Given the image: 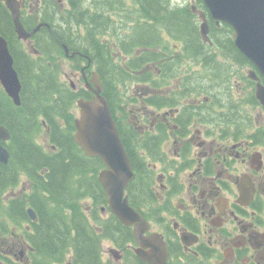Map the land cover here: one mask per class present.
<instances>
[{"label":"flooded vegetation","instance_id":"obj_1","mask_svg":"<svg viewBox=\"0 0 264 264\" xmlns=\"http://www.w3.org/2000/svg\"><path fill=\"white\" fill-rule=\"evenodd\" d=\"M57 1L63 0H21L22 15H38L45 6L57 9ZM194 3L206 13L209 40L199 28L200 46L174 41L167 29L159 56L150 58L147 74L138 73L140 81L135 78L131 84L119 82L118 70L113 80L107 77L88 54L73 55L80 50L68 47L67 54L62 42L75 63L71 75L77 81L64 82L78 94L74 128L78 100L96 98L91 87L97 73L134 170L125 195L146 222L139 221L145 234L138 238L137 222L125 223L107 199L96 205V195H90L81 214L107 233L95 264H264V104L258 96L264 76L253 62L238 56L242 52L234 29L216 20L203 0L176 4L190 5L200 27ZM36 33L22 42L26 54L39 53ZM253 70L256 78L250 75ZM4 94L16 105L0 82L2 107ZM26 226L32 230L31 222ZM69 252L65 264H86ZM37 254L24 233L12 237L11 245L0 241V264L10 259L35 264Z\"/></svg>","mask_w":264,"mask_h":264},{"label":"trees","instance_id":"obj_2","mask_svg":"<svg viewBox=\"0 0 264 264\" xmlns=\"http://www.w3.org/2000/svg\"><path fill=\"white\" fill-rule=\"evenodd\" d=\"M67 2L69 8L64 16L56 8L45 6L38 15L26 12L22 17L29 30L40 20L49 22L54 32L43 27L33 36L39 50L38 55L33 56L26 54L11 12L0 0V33L9 41L22 82L21 105H14L4 94L5 107H0V123L8 126L12 133L7 144L11 159L0 173V203L2 191L18 183L21 171L33 172L29 174L32 188L21 197L10 199L6 206L0 204V226L3 227L1 219H6V232L9 233L11 224L30 219L29 206L36 209L38 221L30 219L35 233L29 231L26 234L45 260H37L35 264L63 260L69 251L86 264H95L107 236V233L91 228L84 217L78 215V204L87 195H96V205L104 201L103 187L98 179L104 164L98 157L87 156L75 141L74 103L78 94L60 80L61 70L53 63L57 55L65 54L62 42L70 49L91 56L112 80L114 71L118 70L121 84H131L138 78V73L147 74L145 65L150 58H157L160 49L164 48L166 40L162 35L167 29L174 41H192L199 46L202 43L200 27L189 5L171 4L170 0ZM126 23L134 25L127 30V34L133 35H122ZM73 28L81 30L82 37L75 38ZM222 41L229 43L231 50H237L231 39ZM120 50L127 56V59L123 57L124 65L114 56ZM238 56L247 59L242 53ZM45 127L50 139L49 148L37 141ZM43 169H46L44 174Z\"/></svg>","mask_w":264,"mask_h":264},{"label":"water","instance_id":"obj_3","mask_svg":"<svg viewBox=\"0 0 264 264\" xmlns=\"http://www.w3.org/2000/svg\"><path fill=\"white\" fill-rule=\"evenodd\" d=\"M9 8L19 39L28 40L43 26L52 29L48 22L39 23L34 29L28 30L22 22V9L20 0H2ZM213 17L227 22L235 31V44L243 55L257 67L264 76V0H204ZM201 32L208 38L209 26L205 13ZM67 54L68 45L65 44ZM76 53H82L74 51ZM84 54V53H83ZM91 58L89 57V63ZM257 72H250L255 78ZM94 73L95 87H91L96 94L93 100L80 98V116L76 119L75 139L89 156L102 159L106 168L99 173V180L104 187L112 211L125 223H136L135 233L139 238L145 232L139 221L145 220L133 208L127 197H124L129 182L134 177L131 158L122 142L119 128L115 122L107 98L101 94L103 83ZM0 82L5 91L17 105L21 104L22 82L18 70L14 66V56L11 53L8 39L0 34ZM91 86V85H90ZM258 96L264 104V86L258 84ZM11 138L7 126L0 124V162L7 164L10 159L9 148L3 144ZM1 172V169H0ZM31 218L36 219L34 209L30 208ZM146 225V224H145ZM72 264V263H69Z\"/></svg>","mask_w":264,"mask_h":264},{"label":"rangeland","instance_id":"obj_4","mask_svg":"<svg viewBox=\"0 0 264 264\" xmlns=\"http://www.w3.org/2000/svg\"><path fill=\"white\" fill-rule=\"evenodd\" d=\"M66 1L65 0L59 1V2L57 1V9H58V11L60 13H62V16H64L65 11L67 10V8H69V4ZM181 1H184V0H170V3L171 4H173V2L174 3H180ZM33 4H34V6H37V4L35 3V1H34ZM86 4L89 5L88 1L86 2ZM124 26H125V28H124V30L122 32V35L123 36L124 35H133V34H127V30H128V28L133 27L134 25H131L129 23H126V24H124ZM72 31H73V36L75 38H77V36L82 37L81 30L80 31L79 30L77 31V30H75L73 28ZM24 47L27 48V45H24ZM121 51L122 50H120L118 56L117 55H115V56H116L117 62L124 65L123 52H121ZM79 52H81V51H79ZM32 53H33V56L34 55L35 56L38 55L37 53H35L33 51H32ZM53 63L54 64L56 63L57 64V67L61 70L60 80L65 78L64 79L65 82H66V80L68 82L70 80H73L75 82L77 81V79L74 78V77H72V75H71V73H72L71 72L72 71V67L75 64L73 59L67 57L65 54H61V55H57L56 59L54 58ZM0 107H2V106H0ZM37 139H38L39 142H43L46 139V131H45V129H43V131L40 133V135L38 136ZM19 177H20V180L18 181L17 184L11 185V186H9L8 188L5 189L4 196L11 197L14 194L19 195V194H21L22 190H27L28 189V184H29L30 179H29L27 173L21 171V174H20ZM90 202L91 201H89L88 204ZM83 215H85V214L83 213ZM5 221L6 220L1 219V222L3 223V227L0 226L1 227V229H0V241L6 240L7 241V244H8V241L11 239V237L6 232L7 226H6V222ZM8 229H9L10 232H13L14 233L13 234V237H18L20 235V233L22 231H24L25 228L22 227V226L15 227L14 224H11L10 227H8ZM67 256H68V254L66 255V257L63 260H65L67 258ZM4 264H6V262H4ZM60 264H65V262L64 263L60 262Z\"/></svg>","mask_w":264,"mask_h":264},{"label":"bare ground","instance_id":"obj_5","mask_svg":"<svg viewBox=\"0 0 264 264\" xmlns=\"http://www.w3.org/2000/svg\"><path fill=\"white\" fill-rule=\"evenodd\" d=\"M180 5V4H179ZM115 31V30H114ZM225 31H227V30H225ZM224 31V32H225ZM221 32V31H220ZM224 34V33H223ZM226 34H228V33H226ZM225 35V34H224ZM70 36V35H69ZM220 36V35H219ZM222 36V35H221ZM228 36V35H227ZM70 38V37H69ZM135 38V37H134ZM219 39V38H218ZM230 39V38H229ZM214 41V40H213ZM219 42V41H218ZM70 43H71V40H70ZM204 43V42H203ZM202 43V44H203ZM213 43H215V42H213ZM72 44V43H71ZM218 44V43H217ZM205 45V44H204ZM215 45H216V43H215ZM219 45H222L221 43L219 44ZM206 47V46H205ZM219 48V47H218ZM194 53V52H193ZM78 54V53H77ZM83 58H84V56H83ZM215 65V64H214ZM168 69V68H167ZM124 73V72H123ZM170 73V72H169ZM172 73V72H171Z\"/></svg>","mask_w":264,"mask_h":264}]
</instances>
